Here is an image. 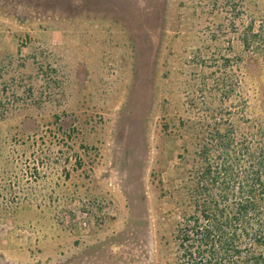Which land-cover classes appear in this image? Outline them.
Listing matches in <instances>:
<instances>
[{
	"label": "rangeland",
	"instance_id": "obj_1",
	"mask_svg": "<svg viewBox=\"0 0 264 264\" xmlns=\"http://www.w3.org/2000/svg\"><path fill=\"white\" fill-rule=\"evenodd\" d=\"M242 110L264 0H0V264H177L179 179Z\"/></svg>",
	"mask_w": 264,
	"mask_h": 264
},
{
	"label": "trees",
	"instance_id": "obj_2",
	"mask_svg": "<svg viewBox=\"0 0 264 264\" xmlns=\"http://www.w3.org/2000/svg\"><path fill=\"white\" fill-rule=\"evenodd\" d=\"M240 113L179 179L190 211L176 225L177 264H264V116Z\"/></svg>",
	"mask_w": 264,
	"mask_h": 264
}]
</instances>
